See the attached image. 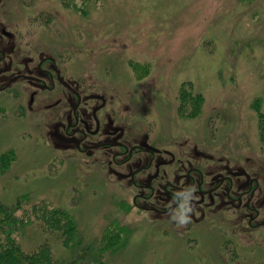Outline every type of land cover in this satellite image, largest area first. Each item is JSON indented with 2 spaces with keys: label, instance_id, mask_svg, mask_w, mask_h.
Returning a JSON list of instances; mask_svg holds the SVG:
<instances>
[{
  "label": "rangeland",
  "instance_id": "obj_1",
  "mask_svg": "<svg viewBox=\"0 0 264 264\" xmlns=\"http://www.w3.org/2000/svg\"><path fill=\"white\" fill-rule=\"evenodd\" d=\"M0 52V87L12 81L19 89L14 96L0 90V153L11 147L17 154L0 173V201L13 204L28 193L61 206L87 243L96 239L94 248L104 229L126 224L128 239L104 255L106 264H264V143L257 117L264 112V0H0ZM45 55L65 57L56 59L61 77L82 89L85 102L77 110L84 118H90L84 105L99 101L93 94L104 96L100 129L79 144H99L91 154L76 148L81 136L74 128L82 125L73 122L75 98L66 88L58 86L59 102L47 106L49 90L41 84L10 81L15 74L48 81L37 69ZM98 79L112 83L129 109L144 112L157 137L145 140L118 125L108 130L120 122L119 112L114 97L108 106L105 85L88 88ZM188 83L203 96L198 113L191 102L182 111L178 106L179 86ZM34 89L39 98L29 102ZM100 115L107 116L104 129ZM107 134L157 151L136 150L120 165H91L92 157L119 150L101 146ZM148 161L137 180L154 194L143 201L136 193L148 188H135L130 175ZM48 241L54 254L66 256L57 232Z\"/></svg>",
  "mask_w": 264,
  "mask_h": 264
},
{
  "label": "trees",
  "instance_id": "obj_2",
  "mask_svg": "<svg viewBox=\"0 0 264 264\" xmlns=\"http://www.w3.org/2000/svg\"><path fill=\"white\" fill-rule=\"evenodd\" d=\"M192 88L190 83L179 86L178 106L182 111L191 102L195 105L194 113H198L203 96L193 93ZM255 104L259 109L258 98ZM257 117L259 137L264 143V112L258 111ZM16 155L11 147L0 153V173L10 166ZM76 223L67 209L44 198L31 200L28 193L17 196L13 204L0 201V264H81L85 261L106 264L104 255L121 248L130 233L126 224L117 221L112 229H104L98 248H94L91 243L96 239L87 243ZM55 232L67 249L64 257L54 254L48 241Z\"/></svg>",
  "mask_w": 264,
  "mask_h": 264
},
{
  "label": "flooded vegetation",
  "instance_id": "obj_3",
  "mask_svg": "<svg viewBox=\"0 0 264 264\" xmlns=\"http://www.w3.org/2000/svg\"><path fill=\"white\" fill-rule=\"evenodd\" d=\"M3 56H4V53L0 52V59L3 58ZM56 59L59 61H66V60H62V59H65V57L61 58L59 55H54V56L45 55V56H42L37 62V69L40 70V72L46 74V76L48 77V81L45 80L44 78L29 77L25 74H15L11 77L10 81L15 80V79H19V78H26L29 80L32 79L33 81L37 82V84H41V87H44L46 90L47 89L49 90L47 95H45V100H47V102H45V105H47V106H56L57 103L59 102L61 94L58 92V88H57L58 86H60L62 88H66L70 92L72 97L75 98V102L72 103V109H71L73 122H74V124L78 122L82 125V128H76V127L74 128V130L77 129L76 131L79 132V134L81 136V139L78 140V142H77L76 148H77V150L85 151L87 154H91L92 153L91 148L99 147V144H89V145H86L84 148H80L79 144L81 141L86 140L87 137H89L91 134L92 135L95 134L97 132V130L100 129L97 109H99L102 106V103L100 102V100L103 99L104 96L102 93L93 94V96H94L93 98H95L96 100H99V101L97 103V106H94V107L92 104H88V103H86L87 105L86 104L84 105V110H83L84 114L88 113L90 110V118H88V120L86 118H84L81 114V111L78 112L79 107L81 105V102L82 103L85 102V100H83V95L81 92L82 89L80 91V90H78L79 89L78 87H75L74 85H72V84H70V83H68L62 79L61 76H63L64 78H65V76H64V73H60L63 70H62L61 66L58 65V61ZM47 63H48V65H47ZM64 65H65V63H64ZM65 67H66V65H65ZM72 74H74V72L72 70H70L69 75H72ZM81 77H82L81 75H78L76 79L79 80ZM95 79H97V78H95ZM84 82H85V77H82V81L79 83H81V85H84ZM102 85H105L107 87L106 88L107 91L108 90L110 91L108 96L111 98V103L108 106H112V101H113V97H114V99L116 101L115 110L117 112H119L118 116L120 119V122H118V123L111 122L110 125L108 124V126H109L108 130L111 129L112 131L113 130L117 131V127H115V125H118L120 127V131H123V130H126L127 132L131 131L135 134L141 135L142 137L145 138V140L149 137H153V138L157 137L156 133H151L152 124L149 121V119L147 118L146 114H144V112H142V114H143V116H142V114L140 112H134L131 109H129L130 106L122 101V98H121L122 96L118 92H116V89L112 83L108 84V83H106L105 79H102V80L98 79V82L93 81V82L89 83L88 88H92V86H102ZM0 90H5L6 92L9 93V95H12V96H14L16 94V91H19L18 87L13 85L12 81L10 83L5 84L4 86H1ZM51 92H53V93L56 92V93L54 95L52 93V96H49V94ZM113 92L115 93L116 98H115ZM35 94H36V90L34 89L32 95L30 96L29 102L33 101ZM56 95H59V96L54 99V96H56ZM67 95H68V99L65 96H62V97H65V100L66 99L70 100L69 93H67ZM36 96H37V98H39V94H36ZM86 97H91V95L87 94ZM61 100H62V98H61ZM110 110H113V108H110ZM112 114L113 113H111L110 117L108 115V118H112ZM105 117H107V116L106 115H100V118L103 121V125H102L103 129H104V118ZM56 121H59V119H56ZM92 126H93V128H92ZM143 127H145V128L142 129ZM111 130L109 131L108 134L112 133ZM108 134L106 136H104V138L101 139V142H100L101 146H104L105 148H111V146H117L119 148V150L112 151V152H110L109 156H105L103 158L92 157L91 161H90L91 165L92 164L93 165H99V167H103L102 165L105 166V164H106V166L110 165V164L120 165L124 162H128L131 158L132 153L135 152L136 150L147 151V152H149L150 156H151V154H155V152L157 151V150L154 151L153 150L154 148H152L151 146H144L143 144H139V142L127 144V143L123 142V141H125L124 139L126 136H123L124 138L119 136V137H121V138H119L120 140H111V138L108 136ZM127 136H130V134H128ZM158 143H168L169 144V141L164 142L163 140L158 139ZM205 143L208 144V143H211V141L210 142L207 141ZM167 150L171 151L169 149H167ZM123 153H126V154H124L122 157L118 156L119 154H123ZM119 157H120V159H119ZM150 165H151V162L148 161L143 166H137L135 169H133V171L131 172V175H130V180H131L132 184L135 186V188L136 187L138 189H140L142 187L148 188V191H149L148 194H137L136 193V195H138V197H141V200H143V201L149 200L153 197L152 195L154 194V187L150 184H141V182H139L137 180V177L140 176V173L143 172L144 170H146V168L150 167ZM199 171L201 173V176L199 178L198 183H199V185H201L203 183L202 175L204 172H202L200 169H199ZM190 172H191V170H189V172L186 174L187 175L189 174V176H191ZM222 180H223V178L221 180H219V182H217L214 186H212L211 188H208L207 191L210 189L212 190V189L216 188L217 186H219ZM229 184L231 186V184H232L231 181L229 182ZM182 188L183 187H179V191L173 192L176 198H179V192L182 191ZM252 189H254V188H252ZM133 197H134V200H136L135 192H134ZM229 198H230V196H229ZM133 205H135L134 202H133ZM138 205H141L142 207L141 206H139V207H141L144 210L159 211L156 209L155 205H143V204H138ZM172 205H174V204H172ZM246 205L248 206L249 204H246ZM249 209H252V208L249 207ZM257 215H258V210L254 209L253 215L250 218H248V224L251 225V220L254 217H256ZM232 221H234V219ZM261 223H264V220L262 222H260V224ZM235 229H237V228H234L232 226L231 230L233 231ZM232 233H234V232H232ZM232 233H230V234L234 235ZM229 243H230V241H227V244H229Z\"/></svg>",
  "mask_w": 264,
  "mask_h": 264
}]
</instances>
